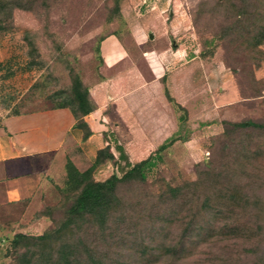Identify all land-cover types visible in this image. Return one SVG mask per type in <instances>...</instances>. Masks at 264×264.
<instances>
[{"label":"rangeland","instance_id":"obj_1","mask_svg":"<svg viewBox=\"0 0 264 264\" xmlns=\"http://www.w3.org/2000/svg\"><path fill=\"white\" fill-rule=\"evenodd\" d=\"M22 1L26 7L13 8L0 28V113L65 103L73 77L94 71L99 39L108 33H120L129 43L130 33L144 35L139 26L144 13H157L163 21H175L177 39L186 40L196 54L205 40L212 54L209 59H196L194 75L190 73L188 82L183 74L178 79L180 99L186 100L191 85L194 92L187 102L190 117L183 137L187 142H179L163 154L147 171L144 182L120 183L115 192L119 209L110 211L103 226L78 220L45 241L21 240L15 245L17 234L37 237L54 231L63 222L73 195L62 191L65 179L58 181L41 205L24 216L15 208L0 209V264H26L22 263L23 255L32 262H52L57 259L59 244L66 241L76 245L72 258L88 248L101 255L105 264H162L167 259L158 257L160 241L166 235L169 243L181 240L184 224L203 197L199 193L189 202V190L183 200L181 196L170 198L169 189L195 181L214 157L224 175L234 169L240 186L257 202L256 207L239 213L259 215L264 223V47H258L262 50L258 53L257 48L250 49L242 41H230L235 39L234 34H222L235 26L233 6L221 0ZM222 119L253 121L263 126L227 124L220 133ZM110 171L96 177L104 178ZM162 199L178 202L171 206L170 213L177 222L167 229L156 218L170 206ZM45 207L52 208L51 216L38 215ZM180 208L182 212L177 214ZM203 213L200 210L198 217ZM163 214L168 215L169 210ZM37 219L44 221L43 226H29ZM263 232L264 224L251 241H223L219 246H196L194 236L189 235L182 239V248L172 264H264ZM145 249L146 254H142ZM40 253L42 256L37 258ZM80 260H87L86 256L81 254Z\"/></svg>","mask_w":264,"mask_h":264},{"label":"crops","instance_id":"obj_2","mask_svg":"<svg viewBox=\"0 0 264 264\" xmlns=\"http://www.w3.org/2000/svg\"><path fill=\"white\" fill-rule=\"evenodd\" d=\"M142 16L144 35L130 33L127 43L120 33L105 34L97 43L94 71L80 73L94 104L82 117L89 130L85 138L66 106L0 113V209L15 208L22 216L37 209L51 187L65 179L67 160L82 171L99 149L108 147L115 162L106 160L93 170L94 178L102 180L118 163L140 161L171 137L176 140L162 156L187 142V102L194 92L187 85L190 92L180 99L178 79L183 74L188 82L196 59L210 54L203 55L202 48L196 54L186 40L177 39L175 21L152 12ZM120 152L123 157L118 158ZM109 169L104 178L96 177ZM41 220L29 226L39 229Z\"/></svg>","mask_w":264,"mask_h":264},{"label":"trees","instance_id":"obj_3","mask_svg":"<svg viewBox=\"0 0 264 264\" xmlns=\"http://www.w3.org/2000/svg\"><path fill=\"white\" fill-rule=\"evenodd\" d=\"M223 3L233 6L236 12L234 16V27L227 28L222 34L225 37H231L233 34L235 39L230 40L233 42L242 41L250 49H256L258 53H262V50L258 47H264V0H221ZM22 0H0V28L3 22L10 18L13 8H25L26 3ZM201 52L203 55L212 54L210 43L203 41L201 43ZM56 106L69 107L76 119V126L83 129V137L85 138L89 132L82 117L94 108V104L89 97L87 87L83 84L79 75H76L72 79V84L69 90V99L65 103H61ZM181 110L183 109L180 105H177ZM183 117V114L180 115ZM231 124L235 127H262L260 123L253 121H230L223 120L221 132H224L225 125ZM176 137L164 141L160 144L156 150L149 154L146 158L130 163L125 162L123 166L117 164V168L114 172L108 175L102 180H97L93 176V170L106 160H113L114 155L109 151L108 147L99 149L93 162L89 167L80 171L74 164L67 160L65 164V186L62 191L67 194L73 195L71 203L66 209V217L60 226L52 232L43 233L37 237H29L24 234H17V240L15 245L21 240L33 241H45L47 238L53 236V234H59L67 228V225L77 224V221H90L96 223L99 227L103 226L109 217V213L112 209L117 210L120 206V200L116 197V190L120 183L127 182L130 180H139L144 182L146 180L147 171L151 170L162 158V151L170 145ZM123 157L120 152L118 158ZM115 162V161H114ZM224 182L222 183V180ZM226 179V181H225ZM191 190L192 196L198 197L201 193L203 194L202 201L199 207L192 214L188 221L184 224L181 240L177 243H169L166 238H162L160 241V249L158 257L167 259L162 264H172L176 261L178 253L182 248V239L187 236H194L192 239L196 246L201 244H211L216 246L223 241H239L242 244L244 241H251L257 236L260 228H263L262 218L259 215H248L239 213L244 209H252L256 207L257 202L253 197L251 198L247 190L240 186L237 181L236 173L234 169L230 170V175L223 174L215 165V157L211 162L206 165V169L198 174L195 181L186 183L184 186L171 187L169 189L170 198L182 197ZM200 193V194H199ZM162 203L170 205L168 210L169 214L163 213L168 210L162 211V215H156L157 220H162L165 224L164 228L170 225V223L177 222V217H171L170 213L171 206L178 205V202H168L164 199ZM167 202V203H165ZM193 202V201H192ZM50 207H45L38 214L39 216H51ZM175 209V208H173ZM200 210L204 213L198 217ZM179 214L182 212V208L177 210ZM178 221H181L179 218ZM252 221L255 223L252 224ZM201 222V223H199ZM259 230V231H258ZM155 231V230H152ZM164 230H162L163 235ZM264 233V232H263ZM161 234V233H160ZM177 243V244H176ZM148 246V244L146 245ZM76 245L70 241L61 242L59 244V250L57 251V259L52 262L49 260L47 263L32 262L29 257L22 256V263L26 264H105L101 261L103 258L101 255L92 253L88 248H84L82 251L77 252V257L72 258L71 255L75 250L72 251ZM248 250H246L247 252ZM147 249L142 251V254H146ZM264 252V251H263ZM76 254V253H75ZM81 254L86 256L85 261H81ZM52 255V254H51ZM42 256L38 254L37 258ZM50 256V254H49ZM145 256V255H144ZM149 256V254H148ZM261 259V258H260ZM130 264V263H120ZM149 264V263H148ZM174 264V263H173ZM217 264H234L221 261Z\"/></svg>","mask_w":264,"mask_h":264},{"label":"water","instance_id":"obj_4","mask_svg":"<svg viewBox=\"0 0 264 264\" xmlns=\"http://www.w3.org/2000/svg\"><path fill=\"white\" fill-rule=\"evenodd\" d=\"M149 36L151 37V34Z\"/></svg>","mask_w":264,"mask_h":264}]
</instances>
